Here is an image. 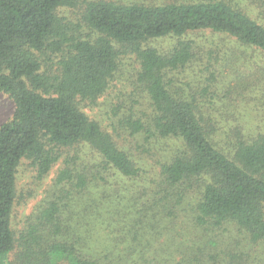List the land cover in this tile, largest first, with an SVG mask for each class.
<instances>
[{
    "label": "trees",
    "instance_id": "1",
    "mask_svg": "<svg viewBox=\"0 0 264 264\" xmlns=\"http://www.w3.org/2000/svg\"><path fill=\"white\" fill-rule=\"evenodd\" d=\"M81 3L0 0V91L15 105L13 118L0 126V264H160L155 251L149 256L144 249L162 222L150 213L190 193L198 196L192 211L198 226L237 227L250 243L264 244V133L246 135L239 125L221 140L223 122L208 106L207 88L199 92L179 73L219 60L214 50L202 55L193 34L211 31L264 52V26L227 0H83L82 14L72 21L67 11ZM167 38L176 44L163 52L155 43ZM127 56L137 61L135 79L152 114L148 125L128 116L121 127L131 137L144 134L147 142L167 140L173 147L161 165V197L141 207L139 193L130 196L133 185L122 183L87 204L92 189L105 192V183L142 176L133 154L78 106L106 93ZM85 149L98 164L85 162ZM24 159L39 180L62 166L50 195L16 237L12 215ZM102 213L114 220L103 228L107 243L99 234L93 238L101 217L85 233L75 223V217L89 221Z\"/></svg>",
    "mask_w": 264,
    "mask_h": 264
},
{
    "label": "rangeland",
    "instance_id": "2",
    "mask_svg": "<svg viewBox=\"0 0 264 264\" xmlns=\"http://www.w3.org/2000/svg\"><path fill=\"white\" fill-rule=\"evenodd\" d=\"M147 1L162 4L208 0ZM227 1L239 5L264 26V0ZM82 3L78 9L67 11V16L72 21H76L77 13L82 14ZM192 36L202 55L214 50L219 60L211 68L209 67L212 63L199 62L193 70L188 69L185 74L180 71V77H186V80L181 81L191 82V87L198 89L199 92L207 88L206 100L210 102L208 106L217 114L216 119L218 117L223 122L219 125L222 129L219 132L221 140L227 141L225 133L227 128L230 130L239 125L242 126L246 135L264 133V52L255 47L242 46L233 38L211 31L197 32ZM175 44V39L167 38L156 42L155 46L163 52H168ZM137 69L136 59L133 56H127L104 95L93 104L78 102L83 113L112 133L119 145L133 154L134 159L136 158L141 165L142 175L139 181L120 180L118 183H105L102 188L105 192H96L92 189L94 194L87 193L84 196L87 204H90L89 202L97 194L112 193L115 188H119L115 184L122 183L133 185L130 196L139 193V197L142 198L139 202L141 207L144 203L149 205L155 202L154 198L161 197L162 192L159 190L163 179L161 165L165 163L173 147L167 140L153 138L147 142L144 134L131 137L129 132L121 127V120L128 116L140 118L148 125L152 114L150 101L136 82ZM194 73L201 78L196 79ZM177 74L178 72L172 76L176 78ZM14 112L13 100L0 91V126L10 121ZM223 147L228 148L227 145ZM85 152L88 156L85 157L83 153L85 162L92 165L99 163L95 153L88 149H85ZM61 166V162L58 163L45 180H39L36 168L31 161L24 159L21 162L17 171V199L12 215L16 237L25 228L28 218L50 195L53 190V180ZM106 177L109 182L115 180L111 175L107 174ZM197 199V194L190 193L183 202L171 204L172 202L166 201L164 206H160L159 212L150 213L151 217L162 218V222L159 221L160 223L158 222L159 224L152 230L153 244L144 243V249L147 254L149 252V256L155 251L157 253L155 257L160 264H176L178 261L184 264H226L232 258L235 264H264V244L250 243L247 235L240 232L237 227L212 229L198 226L192 219V211L196 208ZM99 217H101V225L96 228L99 232H95L93 238L99 234L104 242H110L108 238L111 237L107 236V231L103 228L108 222L114 220L110 221L105 213L101 216L97 214L95 218L89 216L90 222L82 217L76 221L75 217V223L79 224V228L85 233L93 228L94 221Z\"/></svg>",
    "mask_w": 264,
    "mask_h": 264
}]
</instances>
